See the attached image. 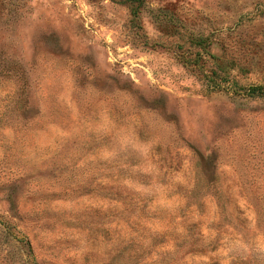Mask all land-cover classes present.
Instances as JSON below:
<instances>
[{
  "label": "rangeland",
  "instance_id": "1",
  "mask_svg": "<svg viewBox=\"0 0 264 264\" xmlns=\"http://www.w3.org/2000/svg\"><path fill=\"white\" fill-rule=\"evenodd\" d=\"M264 0H0V264H264Z\"/></svg>",
  "mask_w": 264,
  "mask_h": 264
},
{
  "label": "trees",
  "instance_id": "2",
  "mask_svg": "<svg viewBox=\"0 0 264 264\" xmlns=\"http://www.w3.org/2000/svg\"><path fill=\"white\" fill-rule=\"evenodd\" d=\"M246 94L248 96H264V87H252L247 89Z\"/></svg>",
  "mask_w": 264,
  "mask_h": 264
}]
</instances>
